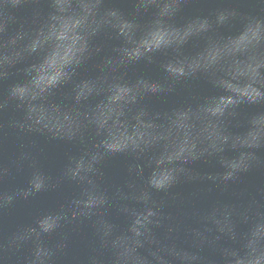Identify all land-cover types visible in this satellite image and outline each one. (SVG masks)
Listing matches in <instances>:
<instances>
[{
	"label": "water",
	"instance_id": "water-1",
	"mask_svg": "<svg viewBox=\"0 0 264 264\" xmlns=\"http://www.w3.org/2000/svg\"><path fill=\"white\" fill-rule=\"evenodd\" d=\"M0 264H264V0H0Z\"/></svg>",
	"mask_w": 264,
	"mask_h": 264
}]
</instances>
